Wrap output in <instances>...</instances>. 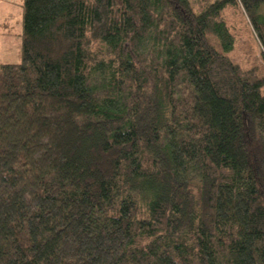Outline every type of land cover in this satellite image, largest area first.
<instances>
[{"label": "trees", "instance_id": "16d2710c", "mask_svg": "<svg viewBox=\"0 0 264 264\" xmlns=\"http://www.w3.org/2000/svg\"><path fill=\"white\" fill-rule=\"evenodd\" d=\"M229 9L264 63V0H23L0 264H264V73Z\"/></svg>", "mask_w": 264, "mask_h": 264}, {"label": "rangeland", "instance_id": "374dc122", "mask_svg": "<svg viewBox=\"0 0 264 264\" xmlns=\"http://www.w3.org/2000/svg\"><path fill=\"white\" fill-rule=\"evenodd\" d=\"M192 1L200 4L204 0ZM22 2L23 0H0V64H17L21 61ZM194 6L198 8L196 4ZM226 14L228 24L237 37L234 60L244 67L258 66L264 73L261 47L253 41L250 32H247L243 19L239 18L240 13L229 9Z\"/></svg>", "mask_w": 264, "mask_h": 264}]
</instances>
